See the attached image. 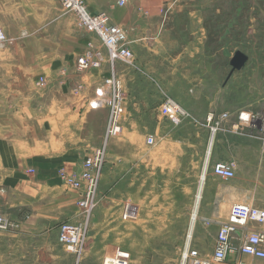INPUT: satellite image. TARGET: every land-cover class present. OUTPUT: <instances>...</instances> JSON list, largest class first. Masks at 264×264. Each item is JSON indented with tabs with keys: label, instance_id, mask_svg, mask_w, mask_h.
I'll return each mask as SVG.
<instances>
[{
	"label": "rangeland",
	"instance_id": "rangeland-1",
	"mask_svg": "<svg viewBox=\"0 0 264 264\" xmlns=\"http://www.w3.org/2000/svg\"><path fill=\"white\" fill-rule=\"evenodd\" d=\"M82 1L88 14L122 32L123 45L133 52V46H140V55L147 56L156 68L160 82L162 78L170 83L167 79L171 77V66L185 64L192 70V89L194 80H203L207 86L202 88L201 99L190 104H183L163 89L158 96L157 115H140L137 121L129 119L121 75L135 65V52L132 63L110 61L108 49L93 25L60 0H0V29L9 40L6 47L5 42L0 44V196H6L1 191L23 174L39 179L46 171L44 156L55 153L46 154L40 146L62 149L64 145L76 149L78 160L69 168L59 164L58 183L81 196L66 184L63 176L79 177L85 159L101 149L106 156L95 209L90 215L78 209L80 216L87 217L84 222L90 223L87 240L95 232L98 241L89 257H85L87 251L80 260L75 257L77 264H113L116 259L127 264H179L178 236L182 230L186 238L190 233L205 173L190 247L210 264H217L213 257L217 233L227 222L232 206L264 208V174L257 162L248 160L250 149L247 150L264 144V0ZM198 48L200 58H192L198 56ZM148 50L157 51L158 55L148 57ZM183 51L186 59L174 63V55ZM237 52L249 59L242 70L233 72L231 61ZM100 55L103 61L97 68L84 69L79 65L82 58ZM107 79L120 82L125 93L126 114L122 131L116 136L108 133L111 111H92L88 106L95 89ZM184 84L183 79L181 85L176 83L174 94L181 92ZM168 99L187 115L179 121L163 116L161 108ZM247 102L252 110L247 109ZM212 107L216 111L209 112ZM230 107L238 111L233 129L240 126L246 135L238 137L236 143L230 135L219 137L220 132L232 128L230 114L222 112ZM248 113L256 116L253 123L246 122ZM224 114H229V119L220 123L214 135L215 124L208 119ZM241 114L246 120L242 125ZM149 136L155 138L153 146L147 144ZM238 142L242 146L238 147ZM219 162L237 163L233 180L213 175L212 167ZM130 165L134 167L127 168ZM126 172L128 177L124 178ZM8 173L14 174L15 180L7 178ZM208 186L223 196H204ZM102 196L109 200L102 202ZM33 201L39 206L45 204L40 197ZM9 206L0 197V214L11 226L15 223L5 216L13 214ZM127 206L132 218L125 220ZM41 209L31 206L23 213L26 217L37 216ZM60 218H56L59 223L64 220ZM103 225L112 232L102 233ZM59 245L71 254L65 245ZM237 257L245 256L234 252L223 264H230ZM62 264L72 262L65 259Z\"/></svg>",
	"mask_w": 264,
	"mask_h": 264
},
{
	"label": "crops",
	"instance_id": "crops-1",
	"mask_svg": "<svg viewBox=\"0 0 264 264\" xmlns=\"http://www.w3.org/2000/svg\"><path fill=\"white\" fill-rule=\"evenodd\" d=\"M139 48L140 46H138V44L133 46V49L135 50V65H133L130 71L125 75H121L122 73H120L124 79L125 90L127 92V117L129 119L137 121L140 115H150V118L153 117V114L157 115V112L159 111L158 96L160 91L163 92V89L166 94L170 96L174 95L177 99L181 100L183 104H190L192 100H196L197 98L201 99L202 88L205 89V85L207 86V83L203 80H194L196 84L194 89H192L190 85L192 81V70H190L188 66L185 64L171 66V77H168L167 79V81L170 79V83L163 82L162 78L160 82L158 71L148 61V58H146L147 56L140 55ZM144 49H147L146 45H144ZM196 50L198 56L192 55L191 57H198L199 59L201 48ZM146 54L148 57H155V55H158V52H151L148 50ZM186 57V51L180 52L178 55H174L173 62L177 63L186 59ZM171 60L172 59L169 56L168 62ZM181 79H183L185 83L182 86V91L178 92V94H174L176 83L181 85ZM211 85L212 84H210V86ZM247 105L249 106L248 102ZM214 109H216V107L210 108L209 112L216 111ZM247 109L252 110L250 106ZM224 111H227L231 116L230 126L232 128H230V130L227 132H220L219 137L230 135L234 141L237 140L238 137L240 139L245 137L246 135L243 132L244 128L239 126L237 130L233 129V125L237 123L236 115L238 111L236 112L235 110L234 112V107L223 109L222 112ZM205 116L206 114L204 115V119L206 118ZM241 144L242 143L238 142L237 146L240 147L242 146ZM249 149L250 155L248 156L249 158L247 157L248 160H252V163L257 162L258 166L262 168V172L264 174V144L256 145L254 148H248L247 150ZM40 151L45 152L46 154H55L44 156L46 171L41 174L39 179L27 177L25 174H23L26 177L22 176L20 180L15 181L13 185L8 184L6 189L1 191V194H5L6 196L0 197L10 203L9 208L13 211V214L7 213L9 215L6 214L5 216L9 217L15 224H12L8 231L0 232V264H60V262L62 264V261L65 259L70 260L72 264H77L75 256L67 253L59 245L58 232L62 223L72 222L78 219L79 211L77 203L79 197L77 192L67 190L66 188L59 185L56 176V169L60 166L59 164H62L67 168L74 166L75 162L78 160V155L75 148L65 145L62 146V149H54L51 146H40ZM259 153H262V160H260ZM133 167L134 166L130 165L127 168ZM80 171L81 169L79 172ZM9 176L13 177L11 180L14 179V174L8 173L6 175L7 178H9ZM126 176L128 177L127 172L124 173V178H126ZM122 180L123 172L121 168L120 181L122 182ZM204 185L202 190L200 191L199 189L198 192V194L201 193V198ZM37 193L39 196H32L33 194ZM232 193L233 190H231V196H233ZM227 194H224V196ZM221 195L222 194L218 193V191L213 186H208L204 192V196ZM136 196H139V194L136 193ZM35 197H40V199H42L45 204L39 206L33 203V198ZM102 197V202L109 200L107 197ZM243 205L253 206L248 204ZM31 206L41 207L42 209L39 211L37 216H24L23 211L27 208H31ZM27 218L30 219L27 220ZM56 218L64 220L59 223L60 220H56ZM92 231H94L93 228ZM111 232L112 231L110 229H106V226L103 225L102 233L110 234ZM93 233L94 235H91L89 239L90 245L92 244V246H90V249L87 252L88 255L85 257H89L90 254L94 253L93 245L97 243L98 236L95 235V232ZM192 237L193 235L190 237L189 233L188 237L186 238L184 230L180 232V235L178 236V252H182ZM177 260L179 261V254ZM99 263H101V258ZM230 264L255 263L252 259L250 260L245 257H237L235 260H232ZM259 264L264 263L262 262Z\"/></svg>",
	"mask_w": 264,
	"mask_h": 264
},
{
	"label": "built area",
	"instance_id": "built-area-1",
	"mask_svg": "<svg viewBox=\"0 0 264 264\" xmlns=\"http://www.w3.org/2000/svg\"><path fill=\"white\" fill-rule=\"evenodd\" d=\"M68 7L75 8L80 16L86 22L93 25V28L103 39L106 45L110 61H121L124 63H132L134 60L133 51L122 44L124 36L116 27L107 26L102 18L93 17L88 14L83 7L82 0H60ZM98 21V24H94ZM112 38V39H110ZM6 40L5 35L0 32V43ZM103 57L98 58H82L79 65L84 68H97L101 65ZM88 106L93 111H99L108 108L111 111V120L108 133L116 136L122 131V119L126 114L125 93L123 92L120 82L107 81L103 88L96 90L94 97L89 101ZM161 114L175 121H179L182 116H186V112L173 100L168 99L161 108ZM249 117L244 120V116H240L241 125L243 121L253 122L256 116L248 113ZM229 119L228 114L215 118L213 115L209 117V122H213V133L216 135L221 122ZM147 144L153 146L155 138L149 136ZM106 154L103 150L98 149L92 152L84 161V169L82 174L77 178H69L63 176L66 184L76 191H79L82 200L79 203L80 209L85 214H91L95 209V196L100 174L104 165ZM213 175L222 180L229 181L236 177L238 169L236 162H219L213 167ZM132 212L127 206L123 213V219H131ZM88 215V216H89ZM8 220L0 214V230L9 228ZM88 222L64 223L59 228V243L65 245L67 250L78 256L80 260L83 256L84 243ZM217 245L214 251V261L217 264L225 263L232 253H239L242 256L250 257L254 260L264 263V208L255 206H246L243 204L234 205L230 212L227 222L222 224L217 233ZM113 264H127L122 259L114 260ZM105 264V263H104ZM179 264H210L204 260L197 250L191 249L187 245L181 252Z\"/></svg>",
	"mask_w": 264,
	"mask_h": 264
},
{
	"label": "bare ground",
	"instance_id": "bare-ground-1",
	"mask_svg": "<svg viewBox=\"0 0 264 264\" xmlns=\"http://www.w3.org/2000/svg\"><path fill=\"white\" fill-rule=\"evenodd\" d=\"M94 24H98V21H94L93 22ZM0 32L2 33V34H4L5 35V33L0 29ZM110 39H112V38H110ZM9 43V40L8 39H6L5 40V44L3 45L4 47H6L7 46V44ZM0 44H2V43H0ZM134 53V52H133ZM109 60H110V58H109ZM116 62V61H115ZM107 81H111V82H113L114 80L113 79H107V80H105L104 82H102V83H100L99 85H98V87L95 89V92H96V90L97 89H99V88H103L104 86H105V84L107 83ZM95 92H94V94H95ZM105 109H107V108H104V109H102V110H105ZM93 111V110H92ZM100 111V110H99ZM229 115V114H228ZM254 122V121H253ZM253 122H248L249 124L250 123H253ZM264 126V125H263ZM205 180H206V174L204 173L203 174V176H202V179H201V187H200V191L202 190V187H203V185H204V183H205ZM79 197V200H78V203H77V207H78V209L80 208V206H79V203H80V201L82 200V196H78ZM200 199H201V193H199V195H198V197H197V201H196V205H195V209H194V213H193V216H192V225H191V229H190V234L192 235V232H193V230H194V225H195V222H196V220H197V217H198V208H199V204H200ZM94 202H95V200H94ZM256 207V206H255ZM87 220V217H82V216H80L79 215V217H78V219L76 220V221H73V222H70V223H76V222H80V221H82V222H84V221H86ZM88 224H90V223H88ZM191 235H190V237H191ZM88 238L86 237L85 238V240L83 241V243H84V251H83V253H85L86 251L88 252L89 251V249H90V242H89V240H87ZM58 243H59V232H58ZM187 245H190V242L187 244ZM186 245V246H187ZM71 253V252H70ZM71 254H73V253H71ZM76 258H78V256L77 255H75V254H73ZM181 256V255H180Z\"/></svg>",
	"mask_w": 264,
	"mask_h": 264
},
{
	"label": "water",
	"instance_id": "water-1",
	"mask_svg": "<svg viewBox=\"0 0 264 264\" xmlns=\"http://www.w3.org/2000/svg\"><path fill=\"white\" fill-rule=\"evenodd\" d=\"M248 59L249 58L242 52H237L231 61L233 72L242 70L248 62Z\"/></svg>",
	"mask_w": 264,
	"mask_h": 264
}]
</instances>
